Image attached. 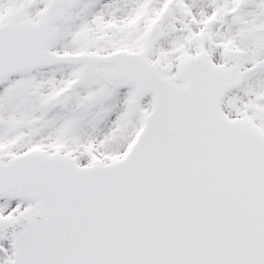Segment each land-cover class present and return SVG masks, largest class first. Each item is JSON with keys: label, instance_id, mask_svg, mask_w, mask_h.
<instances>
[{"label": "snow or ice", "instance_id": "1", "mask_svg": "<svg viewBox=\"0 0 264 264\" xmlns=\"http://www.w3.org/2000/svg\"><path fill=\"white\" fill-rule=\"evenodd\" d=\"M0 264H264V0H0Z\"/></svg>", "mask_w": 264, "mask_h": 264}]
</instances>
